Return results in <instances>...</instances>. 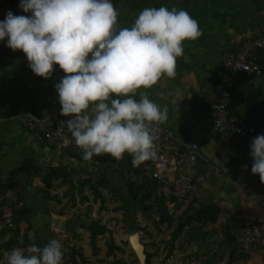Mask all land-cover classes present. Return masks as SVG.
<instances>
[{
    "label": "crops",
    "instance_id": "crops-1",
    "mask_svg": "<svg viewBox=\"0 0 264 264\" xmlns=\"http://www.w3.org/2000/svg\"><path fill=\"white\" fill-rule=\"evenodd\" d=\"M19 3L20 0H0V20L9 10L14 15H30L19 8ZM113 4L118 11L117 29L131 27L146 7L184 9L197 20L202 35L182 42L183 54L176 59L175 77H161L151 87L138 89L134 98L139 99V92L143 91L162 108H167V119L157 126L171 132V140L165 146L167 151L183 150L187 144L197 143L195 167L200 182L195 204L216 212L211 229L219 237V246L236 248L242 263L264 264V245L261 249H252L241 240V221L264 224V207L260 203L262 187L259 175L251 172L249 138H238L228 130L214 131L210 117L202 108L221 70L222 54L264 32V0H113ZM257 56L261 74L236 76L228 111L244 117L264 134V52L259 51ZM64 75L58 65H54L47 79L35 75L21 50L13 51L0 41V186L15 172L24 207L28 205L27 199L42 206L45 204L44 178L56 169L60 174L52 179L47 193L50 197L55 193L60 197L73 194L77 199H86L90 194L93 198L88 185L80 187L81 181L94 183L104 179L106 184L99 188L101 195L104 187L110 185V195L128 202L130 192L126 185L131 182L135 191L144 180V162L134 165L128 153L119 160L110 154H101L85 161L82 155L73 156L62 147L39 141L15 119L16 114L24 112H38L41 116L61 113L55 84ZM65 117L66 121L71 118ZM67 131L70 133L68 128ZM24 163L29 165V174L19 171ZM149 183L156 184L150 190L155 196L156 211L159 206L156 199H162L169 212L181 213L188 207L190 198L182 205L180 200L171 198L168 181ZM167 202H173V206L168 208ZM30 203L28 206L32 207L34 203ZM177 204L180 209L174 210ZM125 207H128L126 203ZM43 211L51 214L47 207ZM226 233L228 238L223 236Z\"/></svg>",
    "mask_w": 264,
    "mask_h": 264
},
{
    "label": "clouds",
    "instance_id": "clouds-1",
    "mask_svg": "<svg viewBox=\"0 0 264 264\" xmlns=\"http://www.w3.org/2000/svg\"><path fill=\"white\" fill-rule=\"evenodd\" d=\"M0 20V41L21 50L31 71L45 79L58 65L65 75L55 84L60 112L82 159L123 154L139 164L155 156L156 129L167 119L162 108L141 91L161 77L176 75L182 42L202 35L184 9H142L131 27L117 29L113 0H20ZM7 38V39H5ZM251 172L264 182V134L250 143ZM62 244L49 240L3 253L5 264H62Z\"/></svg>",
    "mask_w": 264,
    "mask_h": 264
},
{
    "label": "rangeland",
    "instance_id": "rangeland-1",
    "mask_svg": "<svg viewBox=\"0 0 264 264\" xmlns=\"http://www.w3.org/2000/svg\"><path fill=\"white\" fill-rule=\"evenodd\" d=\"M104 188L102 195L105 201L102 204L100 200L94 201L90 194L89 197L84 194L86 199H77L73 194L60 197L54 193L52 199H45L42 206H36L27 199L26 204L34 203L32 207H24V200L19 202L15 191L6 192L4 197L8 201L15 207L22 206L18 210L20 213L13 212L6 204L1 206L3 215L0 229L8 222L10 224L16 215H21L19 232L14 237L17 244L7 251L25 248L30 244L43 247L49 240L57 239L61 242L64 252L62 264H71V254H74L76 264H139L128 242V237L137 232L144 252L149 254V264H245L238 259L228 262L230 247L224 244L219 246V237L217 233L212 232L211 225L200 227L193 223V228L184 227L180 234L175 235V221L170 225L159 223L153 193L150 192L141 204L132 201L129 193L128 202H125L110 195V185ZM137 194L140 196L144 191ZM125 203L128 207H125ZM46 207L52 215L45 214L43 210ZM179 214L178 211L175 213L176 216ZM92 219L104 224L110 233L109 242L105 235L96 237L95 251L90 245L88 232L80 227L81 221L88 223ZM10 236L12 233L8 230L0 234V245ZM111 244L121 249L114 248L109 251L108 245ZM168 244L172 245V248ZM2 250L1 247L0 264H5ZM80 255L84 258V263Z\"/></svg>",
    "mask_w": 264,
    "mask_h": 264
},
{
    "label": "built area",
    "instance_id": "built-area-1",
    "mask_svg": "<svg viewBox=\"0 0 264 264\" xmlns=\"http://www.w3.org/2000/svg\"><path fill=\"white\" fill-rule=\"evenodd\" d=\"M259 51L264 52V32L245 39L233 51H226L221 56V70L211 92L202 102V108L210 117L214 131L228 130L238 138L251 140L260 135V131L245 119L231 115L228 106L236 76L260 75L258 65ZM15 119L39 141L48 145H57L69 151L73 156H81L80 149L67 131L66 117L61 113L41 116L38 112H24L15 115ZM171 140V132L157 127L154 158L143 161V175L147 182L168 181L170 196L173 200L198 198L200 176L195 167L197 143L191 142L183 150L177 148L167 151L165 146ZM262 192L260 203L264 207V182L260 180ZM173 202H167V207ZM241 240L252 249H261L264 245V224H247L241 221ZM264 258V252L262 253Z\"/></svg>",
    "mask_w": 264,
    "mask_h": 264
},
{
    "label": "trees",
    "instance_id": "trees-1",
    "mask_svg": "<svg viewBox=\"0 0 264 264\" xmlns=\"http://www.w3.org/2000/svg\"><path fill=\"white\" fill-rule=\"evenodd\" d=\"M244 118V117H241ZM245 119V118H244ZM24 170L26 172V174H29V165L27 163H24L23 166L19 169V171ZM139 171L138 169H136V172ZM58 172V173H56ZM59 171L58 170H52L50 173L46 174L45 178H44V199H50L51 197L47 194L48 193V189L52 186L51 182L52 179H54L55 177H57L59 175ZM15 172L9 177L7 178L3 184L0 186V220L2 218V209L1 206L6 204L10 207V209L13 212H16L18 209V207H15V205L8 201L4 196L6 194V192L8 191H15V193L17 194V200L19 202H23V195H22V188L20 187V184L18 182H16V180L14 179L15 177ZM63 177H65L64 174H62ZM146 181L142 180V182L137 185L135 187V191H132V184L131 182H129L126 186L130 192V197L133 200L139 202V203H143L144 198H146L149 193L151 192L150 190H154L156 188V184L154 183H145ZM106 184L104 179H99L96 182L92 183L91 181H81L80 183V187L82 188V186L84 185H88L90 191L93 194V200L96 201L97 199L101 201V204L104 203V198L102 197L99 188L103 187ZM147 190V191H145ZM139 191H144V194L138 196L137 192ZM117 195H119V192L116 191ZM120 196V195H119ZM121 197V196H120ZM158 200L159 202V206L157 208V212H158V222L159 223H166L167 225H170L172 222H176V225L173 229L175 235H178L181 233L182 229L184 227H191L193 228V223H197L196 226H200V227H205L208 225L213 224L214 222H216V218H217V214L214 211V209L210 208V207H205L203 205H196V200L195 199H190L188 202V207L183 210L178 216L175 215L174 212H169L168 209H166V207L164 206V203L162 201V199H156V201ZM186 199H181L179 202L180 205L183 204V202ZM177 204V206H175L174 210H179L180 209V205ZM191 212V213H190ZM177 217V218H176ZM21 218V215H16V218L11 221L12 223L16 224V228L13 229L10 225L9 222L5 225V227L3 229H0V234H3L6 230L10 231L12 233V236H10L8 239H6L1 245L0 248L2 247V253H4L5 251H7L9 248H11L13 245L17 244V241L15 240V236L18 234L19 232V228H18V223L19 220ZM176 218V219H175ZM10 222V223H11ZM80 227H82L83 229H85L88 234H89V241H90V245L93 248V250H96L95 247V240L97 236H101L104 235V233L107 230L106 226L104 224H100L98 221L96 220H90L88 223H84L83 221L80 222ZM223 236H225L226 238H228V233L224 234ZM172 241V239H171ZM228 242H231V240L227 239ZM232 244V243H231ZM172 248V245H169ZM121 249L120 247L115 246L114 244L108 245V249L109 251H111L112 249ZM235 249L233 247L230 248L229 252H228V262H232L235 259H239V257H237V255L234 253ZM213 252V251H212ZM146 255V260H145V264H149V254L145 253ZM82 262L84 263L85 260L84 258L80 255ZM70 262L71 264H76V259L74 257V254H71L70 256Z\"/></svg>",
    "mask_w": 264,
    "mask_h": 264
},
{
    "label": "water",
    "instance_id": "water-1",
    "mask_svg": "<svg viewBox=\"0 0 264 264\" xmlns=\"http://www.w3.org/2000/svg\"><path fill=\"white\" fill-rule=\"evenodd\" d=\"M13 229H15L16 224L15 223H10L9 224ZM107 241H110V233L109 231H106L104 233ZM128 242L131 246V249L133 250L136 258L138 259L139 264H145V260H146V255L144 252V247L143 245L140 243L139 241V236L137 232L132 233L129 237H128Z\"/></svg>",
    "mask_w": 264,
    "mask_h": 264
}]
</instances>
